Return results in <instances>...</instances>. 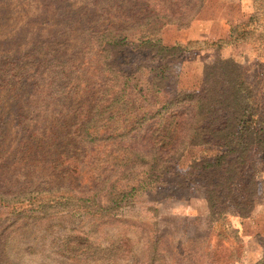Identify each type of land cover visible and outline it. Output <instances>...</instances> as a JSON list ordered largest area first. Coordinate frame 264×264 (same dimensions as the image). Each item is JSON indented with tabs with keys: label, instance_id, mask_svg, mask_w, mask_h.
<instances>
[{
	"label": "rangeland",
	"instance_id": "1",
	"mask_svg": "<svg viewBox=\"0 0 264 264\" xmlns=\"http://www.w3.org/2000/svg\"><path fill=\"white\" fill-rule=\"evenodd\" d=\"M248 1L231 23L227 0H0V264H264V158L243 213L208 200L214 176L191 165L210 155L189 144L186 188L159 190L179 171L165 133L203 121L192 93L213 123L238 120L239 89L264 118V0Z\"/></svg>",
	"mask_w": 264,
	"mask_h": 264
},
{
	"label": "trees",
	"instance_id": "2",
	"mask_svg": "<svg viewBox=\"0 0 264 264\" xmlns=\"http://www.w3.org/2000/svg\"><path fill=\"white\" fill-rule=\"evenodd\" d=\"M203 1L204 0H195V7H197V10L202 6ZM178 17L179 18L177 19L179 20L178 23H176L180 27L189 25L190 22L194 19V15L185 16V13L181 12ZM253 18L254 16L252 15L249 19V22H251ZM182 19L186 20L184 21ZM245 23L246 25L248 24L247 22ZM233 32L234 28L231 30L230 37L232 38V40H228L230 41L229 44L238 41L240 38L239 34L234 37ZM224 42L227 44V40ZM115 44L116 43H114V46ZM179 48H181V46H178V48L177 46L166 45L162 47V49L166 50L167 52H174ZM239 86V84H236V87ZM206 90H204V92L198 90L191 94L196 103L193 118L200 116L204 118H202L203 121L195 118L191 122V124H189L188 131L192 132L189 137L187 135L184 138L179 137L178 139H176L175 137L169 135V133H171V130L164 135L166 137L164 145L169 146L170 149L171 146L173 148H176V154L173 153L171 155V160L175 159L173 168L174 164L176 163L175 168L179 169V171L174 168L176 172L173 173L170 170L171 166H166L167 168H165V171L163 173L166 172L167 174L162 178V181L160 182V184L162 185L160 186L159 190H162L163 193H170L172 190H179L186 185L187 182L185 180H182L183 182H179L178 180H176V177H178L179 172L184 170L179 166L181 163L180 159L185 156L186 145L189 144L190 146H193V148L199 147L200 149H206L205 152H208L210 155H200L191 165V167L194 168L200 167L199 169L208 171V175L211 174L212 177L214 176V179L212 180V189L215 190L216 194L214 196L207 195L208 200L211 201L212 199L223 198L225 199V204H227L228 206L236 205L240 208V213H243L244 211L250 210L254 203L251 197L254 196L253 186L255 182L254 180L258 174V169L256 167V164L254 163L253 156H257V158H259V160L261 161L264 158V118H262V114L258 113V118L254 120L253 117L256 114L253 109L248 105L241 106V104L238 103L241 98V89H239L236 92L237 96L235 97L234 106L237 112V121L229 122L219 120L213 123L211 121L205 120L206 116H202V114L205 111H208V115L211 113L210 110L202 109L206 107L202 102V94L205 93ZM189 96L190 95L186 96L185 100H187ZM219 111L221 110L219 109L216 112L218 117L222 115L219 114ZM181 114L185 115L186 113L182 112ZM253 125L258 126V134L261 135L259 138V144H256L254 146L245 138L247 134L251 132ZM180 126L181 130H184L183 124H181ZM213 152H215V154ZM247 161H250V164L246 171H240L241 166L245 165ZM174 175L176 177H174ZM244 177L247 178L248 184L243 188L241 180ZM208 188L209 187H207V189ZM234 197L239 198V200L236 201ZM217 203H220V200Z\"/></svg>",
	"mask_w": 264,
	"mask_h": 264
},
{
	"label": "crops",
	"instance_id": "3",
	"mask_svg": "<svg viewBox=\"0 0 264 264\" xmlns=\"http://www.w3.org/2000/svg\"><path fill=\"white\" fill-rule=\"evenodd\" d=\"M227 1H231L232 2V7H234V8H236V7H238V12H233V11H230L228 14H230V15H228L227 14V16H226V18L228 19V21L230 20L231 21V23L233 22V23H237L238 22V20H236L237 18L236 17H240L239 19V21H245L251 14H252V12H254V6H252L253 5V2H251V1H248V0H227ZM230 2V3H231ZM254 2H256V0H254ZM252 6V7H251ZM237 9V8H236ZM249 15V16H248ZM199 20V19H198ZM197 20V21H198ZM219 21H221V19L219 20ZM223 21V20H222ZM227 22V21H226ZM208 23H211L210 21H208ZM206 24V22L205 23H197L196 21L193 23V24H191V26H190V28L189 29H191V30H189V32H186L185 31V33L184 32H181L182 31V29H180L178 32H177V35H176V37H175V40H173V41H180V40H183L184 39V37L183 36H190V37H193V38H195L196 36H200V35H202L203 34V32L202 31H204V32H206V28L204 27V25ZM218 25H220V24H218ZM166 31V32H165ZM167 31H170V29H166V30H164V34H162V36L164 37V40L166 41V42H169V36H168V32ZM201 32V33H200ZM198 37H196V38H198ZM170 42H172V41H170ZM232 50V49H231ZM231 50H228V52L230 53V51Z\"/></svg>",
	"mask_w": 264,
	"mask_h": 264
}]
</instances>
